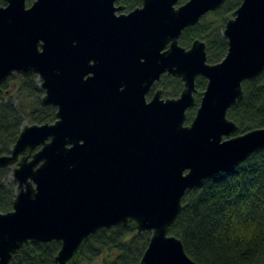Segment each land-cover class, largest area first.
<instances>
[{
  "label": "water",
  "instance_id": "water-1",
  "mask_svg": "<svg viewBox=\"0 0 264 264\" xmlns=\"http://www.w3.org/2000/svg\"><path fill=\"white\" fill-rule=\"evenodd\" d=\"M7 0L0 6V86L35 74L52 124L24 126L0 169L12 168V210L0 213V264L28 242L59 241L68 264L102 228L136 225L151 237L140 264H196L168 234L189 189L232 173L264 149V128L233 136L227 111L244 81L264 71V0H242L222 36L224 59L206 62L205 44H178L226 0ZM183 84L175 99L147 94L162 75ZM206 80L192 121L195 81ZM15 166V167H14Z\"/></svg>",
  "mask_w": 264,
  "mask_h": 264
},
{
  "label": "trees",
  "instance_id": "trees-1",
  "mask_svg": "<svg viewBox=\"0 0 264 264\" xmlns=\"http://www.w3.org/2000/svg\"><path fill=\"white\" fill-rule=\"evenodd\" d=\"M188 0H179L178 5ZM242 0H226L199 24L186 28L178 44L189 49L194 41L205 44L206 62H221L227 53L224 26ZM34 0H26L29 7ZM7 0H0L5 6ZM128 13L141 6L140 0H117ZM35 74H13L0 86V156L9 155L22 128L52 124L56 108L42 107L44 92ZM206 80L195 81V106L186 112L185 124L195 114ZM183 89L179 78L162 75L149 93L161 91L164 99L177 98ZM243 95L226 114L235 123L233 136L264 128V71L254 81L242 83ZM16 183L8 169H0V213L12 210ZM168 234L179 239L187 256L196 264H264V149L242 162L232 173L221 174L189 189L181 199V210ZM150 233L138 234L136 225L102 228L80 244L68 264H140ZM59 241L28 242L10 264H55Z\"/></svg>",
  "mask_w": 264,
  "mask_h": 264
},
{
  "label": "rangeland",
  "instance_id": "rangeland-1",
  "mask_svg": "<svg viewBox=\"0 0 264 264\" xmlns=\"http://www.w3.org/2000/svg\"><path fill=\"white\" fill-rule=\"evenodd\" d=\"M119 13H123V12H119ZM234 17V14H231V16H230V19H232ZM18 75V74H17ZM37 79H38V77H37ZM38 81L40 82V80L38 79ZM161 98H162V96H161ZM162 99H164V98H162ZM149 100V97L147 96V101ZM26 126H28L27 124H25ZM185 125H188V124H185ZM15 167V166H14ZM13 168V167H12ZM12 168L10 167V168H7L9 171H10V178H11V180H13L12 179ZM95 264H99V262H96Z\"/></svg>",
  "mask_w": 264,
  "mask_h": 264
},
{
  "label": "flooded vegetation",
  "instance_id": "flooded-vegetation-1",
  "mask_svg": "<svg viewBox=\"0 0 264 264\" xmlns=\"http://www.w3.org/2000/svg\"><path fill=\"white\" fill-rule=\"evenodd\" d=\"M153 86H154V85H153ZM153 86H152V88H153ZM152 88H151V90L149 91V93L152 91ZM154 92H155V91H154ZM154 92H153V93H154ZM149 93L147 94V96L149 95ZM153 93H152V94H153ZM151 96H152V95H151ZM151 96H150V98H151ZM150 98H149V99H150Z\"/></svg>",
  "mask_w": 264,
  "mask_h": 264
}]
</instances>
